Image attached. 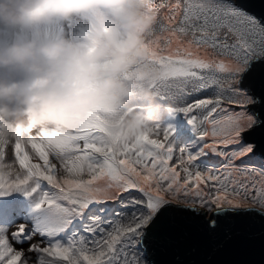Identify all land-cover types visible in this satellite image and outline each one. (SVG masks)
<instances>
[{
    "label": "snow or ice",
    "instance_id": "obj_1",
    "mask_svg": "<svg viewBox=\"0 0 264 264\" xmlns=\"http://www.w3.org/2000/svg\"><path fill=\"white\" fill-rule=\"evenodd\" d=\"M146 3L163 73L153 87L194 139L178 146L158 118L127 139L103 109L70 133L0 139V195L36 197L34 216L0 222V264H149V229L173 208L209 215V228L226 212L264 214V143L247 140L264 133V93L246 87L264 61V19L238 0ZM209 155L220 165L201 162Z\"/></svg>",
    "mask_w": 264,
    "mask_h": 264
},
{
    "label": "clouds",
    "instance_id": "obj_2",
    "mask_svg": "<svg viewBox=\"0 0 264 264\" xmlns=\"http://www.w3.org/2000/svg\"><path fill=\"white\" fill-rule=\"evenodd\" d=\"M146 0H0V139L73 132L107 110L123 136L174 108L153 87Z\"/></svg>",
    "mask_w": 264,
    "mask_h": 264
},
{
    "label": "water",
    "instance_id": "obj_3",
    "mask_svg": "<svg viewBox=\"0 0 264 264\" xmlns=\"http://www.w3.org/2000/svg\"><path fill=\"white\" fill-rule=\"evenodd\" d=\"M243 8L264 19V0H238ZM246 87L256 95L264 93V61L253 66ZM248 142L264 143L257 129ZM211 217L180 213L149 229L146 238L149 264H264V214L256 209L226 212L208 227Z\"/></svg>",
    "mask_w": 264,
    "mask_h": 264
},
{
    "label": "rangeland",
    "instance_id": "obj_4",
    "mask_svg": "<svg viewBox=\"0 0 264 264\" xmlns=\"http://www.w3.org/2000/svg\"><path fill=\"white\" fill-rule=\"evenodd\" d=\"M177 19H179V17H177ZM173 47H175V45H173ZM208 55L211 54L208 53ZM158 122L161 123L162 125H165L169 122L175 124L177 129L176 139L178 146L183 143L191 142L194 139L195 134L191 126L187 124L185 118L182 115L177 116L174 120H171V118L167 115V113H163L158 118ZM181 128L182 130L189 132L191 135L181 136L179 133ZM201 162L208 164L209 166H219L221 163L220 158H217L212 155L202 158ZM35 203H36V197L35 196L29 197L25 195L23 191L12 192L11 194L8 195H0V222H13L14 219H12L11 214L13 215L14 213H16L15 215H18L17 218L21 219V221L24 220L23 218H29L34 216L35 213L33 210Z\"/></svg>",
    "mask_w": 264,
    "mask_h": 264
},
{
    "label": "trees",
    "instance_id": "obj_5",
    "mask_svg": "<svg viewBox=\"0 0 264 264\" xmlns=\"http://www.w3.org/2000/svg\"><path fill=\"white\" fill-rule=\"evenodd\" d=\"M161 2H163V0H161ZM182 122H183V120H182ZM179 133H180L181 136H186V135L189 136V135H191L189 132H186L185 130H182V128L180 129Z\"/></svg>",
    "mask_w": 264,
    "mask_h": 264
},
{
    "label": "bare ground",
    "instance_id": "obj_6",
    "mask_svg": "<svg viewBox=\"0 0 264 264\" xmlns=\"http://www.w3.org/2000/svg\"><path fill=\"white\" fill-rule=\"evenodd\" d=\"M16 213H14L13 215L11 214V216H12V219H14L13 220V222H20L21 221V219H19V218H17L18 217V215H15ZM23 219H25V218H23ZM7 220V219H6Z\"/></svg>",
    "mask_w": 264,
    "mask_h": 264
}]
</instances>
